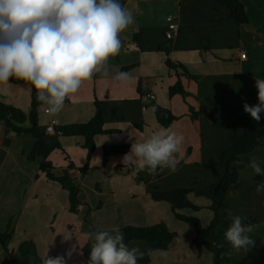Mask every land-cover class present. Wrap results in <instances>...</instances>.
<instances>
[{
	"label": "crops",
	"instance_id": "0c3cea01",
	"mask_svg": "<svg viewBox=\"0 0 264 264\" xmlns=\"http://www.w3.org/2000/svg\"><path fill=\"white\" fill-rule=\"evenodd\" d=\"M241 1L248 16V24L242 26L217 0H129L125 7L135 21L119 34L122 47L118 55L109 58L106 74H95L65 100L58 113L46 114L44 108L49 106L41 102L37 111L42 132L52 118L60 126L88 122L94 115L96 101L105 117L104 128L118 131L96 137V150L84 176L80 171L87 157V150L82 147L84 139L62 136L48 139L50 143L60 142L63 147V151L55 150L48 158L55 167L54 173L66 176L80 187L76 215L69 211L68 192L40 171L42 159L27 158L34 139L13 135L0 120V234L9 233L6 241L9 250L18 248L23 241L33 240L41 257L47 253L50 257H64L66 264H86L81 251L87 243L88 226L81 220L87 205L93 210L96 204H101L99 212H91L96 232L114 234L127 225L150 226L163 222L177 234L168 250L152 253L150 264H213L210 251L198 254L192 242L194 229L176 219L168 203L153 201L149 186L199 190L219 181L224 174L222 167L203 168L198 164L218 160L231 146L233 135H241L244 127L232 130L215 126L213 121H220L227 109L207 99L233 110L243 108L245 103L256 105L259 103L256 78L264 79V0ZM168 15L177 17L179 28L172 40L164 37ZM242 52L247 55L245 60L240 59ZM167 58L184 66L195 77H181L191 96L169 97L168 89L182 70H174L173 74V69L170 71L166 66ZM127 66L133 67L122 69ZM119 72L128 73L131 81L124 85L117 82L114 77ZM141 79L147 81L143 83ZM146 94H153L155 99L144 102L142 96ZM34 96L36 90L31 84L12 79L8 94H0V101L28 113ZM155 103L177 116L173 129L184 136V141L175 172L158 168L155 175H150L145 169L141 171L144 182H138L136 176L140 170L122 163L126 153L110 156L103 164V146H131L135 140L142 142L163 128L154 114ZM191 108L202 115L192 119ZM253 158L264 170V146L232 164L239 179L236 188L228 193L220 217L228 221V227L232 223L229 213L241 216L246 226L250 225L248 219L256 220L251 225L252 231L247 233L254 244L236 250L225 239V232L217 242L208 240L212 248L225 246L231 250L230 262L226 264H264V192L258 194L255 190L261 182L249 166ZM70 163L74 164L73 168L69 167ZM189 199L201 210L185 209L181 213L198 217L203 226H208L213 216L210 200L193 193ZM63 211L75 216L74 223L69 224L72 218H61ZM67 234L71 238L65 240ZM143 244L134 240L128 247L141 250ZM91 246L92 242L88 260ZM0 264H13L1 243Z\"/></svg>",
	"mask_w": 264,
	"mask_h": 264
},
{
	"label": "clouds",
	"instance_id": "9594fccd",
	"mask_svg": "<svg viewBox=\"0 0 264 264\" xmlns=\"http://www.w3.org/2000/svg\"><path fill=\"white\" fill-rule=\"evenodd\" d=\"M135 18L119 0H0V94L7 95L12 79L23 80L36 90V98L58 113L70 99L97 73H105L110 57L119 54L122 42L119 34ZM114 79L124 85L131 76L119 72ZM259 103H245L243 109L257 122L264 113V79H257ZM184 136L172 126L152 132L142 142L131 143L123 156L125 167L148 170H177ZM249 166L258 175L264 170L253 158ZM256 192H264V183ZM224 233L232 248L239 250L253 245L247 235L251 225H244L239 215ZM92 241L88 264H138L143 253L138 247L129 248L124 234L118 229L89 232ZM71 235H64L70 239ZM42 264H66L62 256L41 257Z\"/></svg>",
	"mask_w": 264,
	"mask_h": 264
},
{
	"label": "trees",
	"instance_id": "16d2710c",
	"mask_svg": "<svg viewBox=\"0 0 264 264\" xmlns=\"http://www.w3.org/2000/svg\"><path fill=\"white\" fill-rule=\"evenodd\" d=\"M129 0H119V2L126 6ZM222 5L226 6L230 11V17L234 19L240 26L248 24V16L245 11L244 4L241 0H217ZM136 40H138L136 38ZM166 66L171 70H182V74H178V80L171 85L168 89V95L170 98L180 95L183 98L191 96L188 93L181 81V77L189 79H195L184 66L179 63H173L171 59L166 60ZM133 66L123 67V70H129ZM147 79H141L140 82H145ZM142 84V83H141ZM213 105L223 106L227 109V113L223 118L216 122L214 125L219 128H228L236 130L239 126H243L244 130L241 135L234 134L232 137V144L229 148L225 149L218 160L210 163L198 164L203 168L222 167L224 174L222 178L214 184L204 189L194 188H165L163 186H149V195L155 202H166L171 206L172 212L176 219L187 223L194 229V235L192 242L197 249L198 254L203 251H210L213 255V264H226L230 262L231 250L225 246H217L212 248L208 240L217 242L223 235L228 227V221L220 217V212L225 206L226 197L228 193L235 189L238 183L239 174L232 170V164L243 155L249 154L258 147L264 146V115H261L259 122L253 120L250 114L246 113L243 108L229 109L221 102L216 100L207 99ZM41 105L34 96L30 111L28 113L23 112L13 106L6 105L0 101V120L3 121L4 126L14 131L18 135L30 136L34 139V145L32 151L27 155L29 160H36L41 158L40 171L44 173L48 180L56 181L60 184L62 189L68 192L69 211L73 214H78L80 201L78 194L80 187L70 181L66 176H56L54 173L55 167L52 162L48 160L49 156L55 150H62L63 147L60 142L56 141L50 143L48 139L51 137H82L84 144L82 147L87 150V157L85 165L80 168L82 176L87 173L90 167V160L96 150V137L107 133H116V131H108L104 128L105 117L102 111V107L98 101L95 102L94 115L88 122L74 123L64 125L56 128V134L48 135L45 132L40 131L38 121V107ZM154 114L157 122L163 127H173L174 122L177 120V116L167 108L158 104H154ZM201 112H197L191 108L190 116L192 119H197ZM137 125V124H136ZM137 127H139L137 125ZM141 129V128H140ZM129 145H104L103 146V164L106 163L110 156L122 155L129 151ZM70 168L74 167V164L70 163ZM140 180L144 181L143 176L140 174ZM256 178L264 183V177L257 175ZM204 197L210 200L211 205L209 210L212 212V219L208 226H203L200 219L195 216H189L182 214L181 211L185 209H192L193 211H200L199 206L194 205L190 199V194ZM247 222L252 225L256 223V220L250 218ZM124 232V242L128 245L130 242L137 240L142 241L141 252L142 258L138 260V264H150L151 255L155 251L168 250L177 234L170 231L167 225L163 222L150 225V226H132L127 225L122 228ZM9 238V233L0 234V243L3 245L5 252L11 258L13 264H42L41 256L38 252L36 243L33 240L23 241L18 248L9 250L6 247V241Z\"/></svg>",
	"mask_w": 264,
	"mask_h": 264
},
{
	"label": "built area",
	"instance_id": "2783aa9c",
	"mask_svg": "<svg viewBox=\"0 0 264 264\" xmlns=\"http://www.w3.org/2000/svg\"><path fill=\"white\" fill-rule=\"evenodd\" d=\"M166 22H167V29L165 31V37L168 40H172L175 38V36L178 33V22H177V17L175 15H168L166 17ZM247 57L246 53L242 52L240 53V59L245 60ZM142 99L144 102H148L150 100H154L155 96L153 94H146L142 96ZM44 112L46 114H50L51 112L49 111V107L44 108ZM59 123L56 118H52L49 122V124L45 128V133L48 135H54L56 134V128L58 127ZM12 134L15 135V132L12 131Z\"/></svg>",
	"mask_w": 264,
	"mask_h": 264
},
{
	"label": "rangeland",
	"instance_id": "374dc122",
	"mask_svg": "<svg viewBox=\"0 0 264 264\" xmlns=\"http://www.w3.org/2000/svg\"><path fill=\"white\" fill-rule=\"evenodd\" d=\"M166 26H167V23H166ZM165 37V35H164ZM164 52H166V55L168 56V52L164 50ZM168 59V58H167ZM170 59V58H169ZM171 71V70H170ZM173 74H175L174 70H173ZM180 98V97H179ZM140 174L143 176L142 172L140 171ZM136 181L140 182V175H139V172H137V176H136ZM144 182V181H143ZM261 182V181H260ZM164 187V186H163ZM87 208L85 209L84 211V214H83V217H82V223L87 225L88 226V232H96V228L93 227V218H92V214L91 212L94 211V212H99L100 209H101V204H96V207L93 208V210H91V206H86ZM61 218H64L66 216V219L69 220V218H72L71 221L69 220V224L71 223H74V220H75V216L74 215H67L64 211L61 212ZM73 214V213H72ZM76 215V214H75ZM90 215V216H89ZM70 216V217H69ZM73 216V217H71ZM88 216H89V219H88ZM92 223V224H91ZM89 226H91L89 228ZM123 228V227H122ZM121 228V231L123 232ZM60 229V227H58V230ZM68 229V227H67ZM79 230V229H78ZM124 233V232H123ZM10 236V235H9ZM87 243L86 245L83 247L81 253H82V257L83 259L85 260V263L88 264V252H89V246L91 245V240H87ZM72 260L74 261V257H72Z\"/></svg>",
	"mask_w": 264,
	"mask_h": 264
},
{
	"label": "water",
	"instance_id": "95a60500",
	"mask_svg": "<svg viewBox=\"0 0 264 264\" xmlns=\"http://www.w3.org/2000/svg\"><path fill=\"white\" fill-rule=\"evenodd\" d=\"M1 122H3V121L1 120Z\"/></svg>",
	"mask_w": 264,
	"mask_h": 264
}]
</instances>
